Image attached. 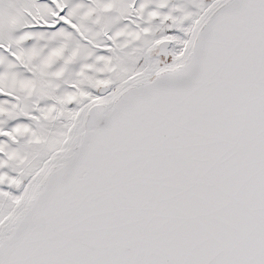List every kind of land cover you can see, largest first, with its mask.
<instances>
[{
	"label": "snow or ice",
	"instance_id": "obj_1",
	"mask_svg": "<svg viewBox=\"0 0 264 264\" xmlns=\"http://www.w3.org/2000/svg\"><path fill=\"white\" fill-rule=\"evenodd\" d=\"M0 264H264V0H0Z\"/></svg>",
	"mask_w": 264,
	"mask_h": 264
}]
</instances>
